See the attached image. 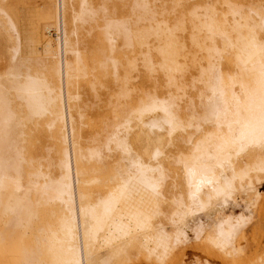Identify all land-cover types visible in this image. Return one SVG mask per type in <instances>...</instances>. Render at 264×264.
Returning a JSON list of instances; mask_svg holds the SVG:
<instances>
[{"label": "bare ground", "instance_id": "6f19581e", "mask_svg": "<svg viewBox=\"0 0 264 264\" xmlns=\"http://www.w3.org/2000/svg\"><path fill=\"white\" fill-rule=\"evenodd\" d=\"M248 1L0 0V264H170L203 238L264 264V0ZM80 71L97 103H72ZM43 118L65 126L60 158L37 145Z\"/></svg>", "mask_w": 264, "mask_h": 264}, {"label": "rangeland", "instance_id": "374dc122", "mask_svg": "<svg viewBox=\"0 0 264 264\" xmlns=\"http://www.w3.org/2000/svg\"><path fill=\"white\" fill-rule=\"evenodd\" d=\"M230 1L231 2H238V3L241 4V6H244L245 8H247V6L248 7H252V8H255L256 7L255 4H249V1L248 0H230ZM170 2H171V0H167V2H166V8L168 9L167 16L170 13ZM194 3L195 2L192 1V2L189 3V5H193ZM172 19H173V17H171V20ZM33 24H34V30H35V18L33 19ZM39 32L44 37V39L47 38L48 33H49V37L50 38H53V34L51 33V30L49 29V31L47 32V27L45 25H42L40 27ZM204 35H206V34H204ZM94 36H96V33H93V37L90 40H95V37ZM133 42H134V46L132 47V51L134 53V56L138 57L139 51H140L139 41H138V39H134ZM154 43H155L154 39H151V44H154ZM123 49H124L123 45L120 44L117 47L118 53L119 54H122V50ZM8 53H10V52L4 49L3 42L0 40V70L6 69L7 65L9 64V59L7 58L9 56ZM119 54H118V57L121 59L122 56L119 55ZM192 72H194V71H192ZM96 73L101 74V70H98ZM50 75H53L54 76L55 74H54V72H51L48 76H50ZM79 77H80V80H82L83 82H85L87 80V85L84 86L83 92H78L80 95L75 94V93H72V98H73L72 103L76 104L80 100H88L89 98L91 99V100H89L90 103H97L98 101L96 99H93L92 96H91V94H92V85L98 86V85H100V81L95 80L93 75H90V73H87L85 71H80V76ZM103 94H105L104 91L103 92H100L99 91V95H103ZM79 97L81 98L80 100L78 99ZM101 99L102 100H105L106 98L105 97H102ZM100 105H101V103H100ZM92 114H94V113H92ZM43 119L45 121L42 122L41 130L43 128H47V129L51 130L53 132V134L49 133L48 130H47L43 134L41 141L39 143H37V145L40 146V147H46V148L47 147H50V148H52L53 149V154H52L53 157L54 158H60L62 155H64V151L67 149V147L65 146V143L63 142L64 134H66L65 126L60 121L57 122L55 125L51 124V126H49L50 119H48V118H43ZM78 126L81 128V131L85 128V126H83V125H79L78 124ZM99 176H101V179L103 180V175H99ZM231 209L232 210L234 209L235 211L236 210L237 211L238 210L240 211L241 207L240 206H237L236 207L234 205L233 206L231 205ZM203 239L200 240V241H198V242H196V243H194L193 241H191L186 246L187 249L184 247L185 249H182L181 250V251H184V252H182V254H184V255H185V252L188 251L187 252V255L185 256L186 258L184 259V258L181 257V258L177 259V261H175L176 263L175 262L174 263L172 262L170 264H179V263H181V264H183V263L184 264H196L197 260H195V259H197L198 255L199 256L200 255L202 256L203 254H204L203 255L204 257L203 256L202 257L204 259L205 258H207V259L210 258L208 260L211 262V264H231V261L232 260L229 259L230 256H229V258H228V256L226 257L225 254L223 256V253L222 254H221V252L219 253V250L216 251L217 248L215 249L213 247L214 250H212L213 248L209 246L210 243L209 242H206V240H203ZM99 251H97L96 253H98V252L99 253H102V252L103 253H107V252H104L105 251L104 249H102V251L101 250H99ZM177 252H176V255L177 254H180V253H177ZM219 254L222 255L223 257H226L225 259L227 260V262H224L226 260L223 259ZM196 255H197V257H196ZM177 256H175V257H177ZM134 257H136V256H133V258ZM140 257H139V259H135L134 258L135 260H133V258H132V260L131 261H128V262H130L131 264H133L134 262H132V261H136L134 264H136L137 262H138L137 264H144V260H145L144 257L142 256L141 257L142 259H140ZM182 259H183V261H182ZM118 260H115V261L118 262ZM185 260H187V261H185ZM128 262H126V263H128ZM146 263L147 264H156L154 261H149V262L146 261Z\"/></svg>", "mask_w": 264, "mask_h": 264}]
</instances>
